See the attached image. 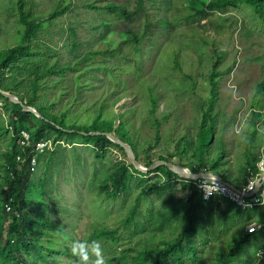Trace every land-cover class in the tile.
<instances>
[{"label":"trees","instance_id":"1","mask_svg":"<svg viewBox=\"0 0 264 264\" xmlns=\"http://www.w3.org/2000/svg\"><path fill=\"white\" fill-rule=\"evenodd\" d=\"M98 1L88 4V7L94 12H104L110 16L111 21L128 23L141 19L140 31L130 32L119 40L109 36L105 24L98 26L94 31L100 28L103 31L95 37L96 48H90L75 62L58 68L55 61L46 64L53 53L39 38L43 31L48 30L68 10L69 5L57 7L49 15L38 16L33 13V6L28 0H0V13L4 14L0 17V33L6 34L8 29H15L21 36L17 45L11 46L6 41L0 43V88L19 96L21 102L34 108L41 116L37 118L23 112L19 105L0 94V99L6 101L4 106L8 116L6 125L2 124L0 117V134L10 135L7 149L0 153V264H82V256L84 264H95L97 259H102L103 264H185L186 259L196 262V237L200 231H205L200 221L203 212L211 208H216L218 213L224 215V227L237 219L244 218L251 222L244 229L235 231L234 242L228 243L226 249L220 250L215 257V264H237L241 259L239 255L245 252L246 247L259 235L264 236V212L246 216L247 212L223 198L205 203L196 181H182L167 167H160L150 174L158 173L168 183H181L190 195L185 199L168 197L164 208L150 213L148 225L141 226L137 218L141 201L143 198H151L160 190L162 181L148 182L145 177L150 174L138 172L129 162L125 150L113 143L106 134H113L129 145L144 168H151L157 161L172 162L193 174L211 173L241 188L258 173L259 159L256 152L263 137L257 125L264 117L260 112L264 108V82L256 86L255 110L249 127L252 136L245 145L243 159L235 162L237 172H232L228 149L224 141L217 137V116L213 114L217 97L214 80L213 96L208 105L200 104L196 134L191 136L186 132L184 136L174 137L163 132L162 127L170 121V113L163 112L161 117L158 115L160 103L165 100L160 93L161 85L152 77L142 76L140 70L143 61L153 56L156 58L157 73L166 80L170 79L165 68L182 72V40L170 36L164 39L166 32L161 28L158 30L160 22L156 15L149 12L147 0H136L132 10L117 3ZM181 2H176V6L169 12L168 21L173 28L190 25L184 29L191 31L195 28V22L201 21L205 14L225 13L240 6L252 8L264 20V0H208L206 3L199 2L202 7L189 6L186 9L180 7ZM4 24L7 26L5 31ZM172 29H169V33ZM190 35H196V32L187 34L188 37ZM78 47L73 45L75 51ZM212 52L218 58L214 67L217 71L225 54L215 49ZM110 59L116 64L107 66L104 62ZM9 72L15 76L9 78ZM101 72L107 74L114 83L104 88L107 98L83 104L86 96L84 91L94 88L92 80ZM128 73L136 75L133 79L136 88H127L131 80L121 81L118 86L119 77ZM47 80L51 83L48 84ZM24 82L29 83L26 98L18 95ZM179 88L182 86L179 85ZM138 95L141 96L139 106L127 105L118 113V104L124 97L133 98ZM169 104L165 101V105ZM138 117L141 119L139 126ZM146 126L154 130L153 139L141 136ZM22 132L29 135L26 147L21 145ZM163 139L167 140V144L175 141L174 152L167 157L159 156L155 159L152 151L159 148ZM41 140H50L60 148L75 143L91 145L98 160L103 159L110 148L119 150L127 162L106 173L95 189L107 199L118 200L130 192V185L137 176L141 192L133 208L115 226L93 223L79 244H75L60 224L43 219L30 201L32 192L28 183L36 168V165L31 164V151L34 144ZM47 153L50 160L52 151L38 155L37 161ZM18 158L21 162H18ZM49 168V164H46L40 179L42 197L52 195L46 189L45 173ZM223 205H227L225 209H222ZM256 217L262 220L260 225L263 228L250 233L248 227L259 224ZM76 248H79L80 254L74 252Z\"/></svg>","mask_w":264,"mask_h":264},{"label":"rangeland","instance_id":"2","mask_svg":"<svg viewBox=\"0 0 264 264\" xmlns=\"http://www.w3.org/2000/svg\"><path fill=\"white\" fill-rule=\"evenodd\" d=\"M103 2L117 3L132 10L136 0H102ZM180 0H147L149 12L156 15L159 20L158 30L166 32L168 36L182 40L180 44L182 54V72L172 68H165L170 80H166L163 75L156 71V58L153 56L145 59L142 63L141 75L148 76L159 81L161 85L160 93L164 99L160 103L158 115L161 117L163 112L170 113V121L162 127L163 132H167L174 137L184 136L186 132L191 136L197 132V115L200 111V104L212 98L213 81L216 85L217 97L213 114L217 116L218 133L229 152L230 169L232 172L236 168V160L243 159L245 145L250 140L249 127L254 109V99L256 98L257 84L264 82V20H261L252 8L240 6L224 12L215 14H205L201 21L195 22V28L184 29L190 25H173L168 21L169 12ZM208 0H182L180 7L186 9L189 6L199 8L203 2ZM33 6L35 15H49L55 8H69L58 17L52 26L41 33L40 42L48 47L53 57L46 60V64L56 62L58 68L75 62L81 57L83 52L94 48L97 40L95 37L103 31L94 28L105 24L109 30V36L117 39L127 36L130 32H139L142 26L141 19L125 23L123 21H111L110 16L104 12H94L88 4L98 3V0H28ZM0 13V17H3ZM173 28V29H172ZM169 29L171 33H169ZM3 30H7L6 24ZM196 32V35L187 36ZM108 36V37H109ZM196 36V37H195ZM6 41L9 45H17L21 41V36L11 29L6 34L0 33V43ZM206 41L205 45L201 43ZM78 45L75 51L73 45ZM96 48V47H95ZM215 49L218 53L225 54L217 71L214 70L217 56L212 52ZM107 66L116 63L110 59L104 62ZM215 76L212 78V76ZM14 73L9 72V78H13ZM134 73L123 74L119 77L121 81L131 80L128 89L136 88L133 81ZM94 88L84 91L86 94L83 104H90L96 99H106L104 93L105 86H113L108 75L97 73L92 80ZM173 82V83H170ZM50 84V80H47ZM179 85L182 88H179ZM29 83H23L18 90V95L26 98L28 95ZM15 95V94H13ZM16 96V95H15ZM17 98L19 96H16ZM135 101L136 103L134 104ZM165 101L169 105H165ZM0 99V117L2 124L6 125L8 116L6 115L4 103ZM141 96L124 97L118 104V113L122 112L125 106H139ZM264 116V108L261 109ZM141 119L137 118L138 126ZM257 130L263 141L258 146L257 155L264 152V117ZM1 136V134H0ZM10 135L3 134L0 137V153L7 149ZM143 138L153 139L154 130L146 126L141 133ZM262 137H260L262 139ZM54 150L49 160V154L37 161L36 168L28 183L31 190L33 208L38 210V214L48 221L60 224L75 244H79L86 235L89 227L93 223H103L108 226H115L133 208L135 200L141 192L140 182L137 176L130 185V192L126 193L121 199H107L95 189L106 173L117 169L121 163L127 162L122 153L110 148L106 151L104 158L97 159L91 145L75 143L72 146L58 147L54 143ZM175 141L167 144L163 139L159 148L152 151L153 158L169 155L174 152ZM129 160V158H128ZM130 162V160H129ZM46 164L50 168L46 171V189L52 194L50 197H42L40 189V179L45 172ZM148 175V174H147ZM150 183L161 180L160 190H157L151 198H143L137 215L141 226L148 225L150 213L158 212L164 208L168 197L180 199L187 198L190 193L185 191L181 183H168L167 179L158 173L150 174L145 177ZM183 181V180H182ZM43 198L42 200H39ZM54 198V200L52 199ZM227 205H223L225 209ZM216 208H211L203 212V219L200 221L205 231H200L196 237L195 246L198 249L197 261L193 262L186 259L185 264H215L216 254L226 249L227 244L234 242L233 233L244 229L251 222L245 219H237L228 223L224 227L222 219L224 215L217 212ZM255 212L262 213L263 210L249 211L248 215H255ZM260 223V218H255ZM255 221V220H253ZM126 240V239H125ZM264 236H258L246 247L245 252L241 253V258L237 264H263L264 263ZM188 257V256H187Z\"/></svg>","mask_w":264,"mask_h":264},{"label":"built area","instance_id":"3","mask_svg":"<svg viewBox=\"0 0 264 264\" xmlns=\"http://www.w3.org/2000/svg\"><path fill=\"white\" fill-rule=\"evenodd\" d=\"M22 140L21 145L27 146L29 141V135L25 132L21 133ZM55 148L54 143L50 140L39 141L34 144L31 151V164L35 166L37 164V156L46 153L47 151H53ZM258 173L253 176L246 185L241 188H237L238 191L231 189L218 179H200L196 181V186L202 199L205 203H210L216 198H223L229 202L234 203L239 209L244 212L256 211L264 208V152H260L258 155ZM18 162L21 159L18 158ZM260 184V185H259ZM263 226L259 224H253L248 227L250 233H255L262 230Z\"/></svg>","mask_w":264,"mask_h":264},{"label":"water","instance_id":"4","mask_svg":"<svg viewBox=\"0 0 264 264\" xmlns=\"http://www.w3.org/2000/svg\"><path fill=\"white\" fill-rule=\"evenodd\" d=\"M0 94L4 95L5 97L9 98L12 103L17 104L21 107L22 111L25 113H29L34 115L37 118H41V116L39 115V113L32 107L26 106L23 102H21L15 95L9 93V92H4L1 90L0 88ZM106 136L116 145L120 146L121 148H123L130 160V163L134 166V168L142 173V174H150L151 172H154L155 170H157L160 167H167L171 172H173L174 174H176L178 177H180L182 180L185 181H198L200 179H210V178H215L220 180L221 182H223L225 185L229 186L231 189L238 191L237 188L235 186H233L232 184H230L229 182H226L225 180H223L221 177L219 176H215L211 173H206V174H193L190 172V170L176 165L172 162H166V161H157L151 168L147 169L144 168L138 161L136 158V155L134 153V151L132 150V148L123 143L122 141H120L119 138H117L116 136H114L113 134H106ZM260 185V184H259Z\"/></svg>","mask_w":264,"mask_h":264},{"label":"clouds","instance_id":"5","mask_svg":"<svg viewBox=\"0 0 264 264\" xmlns=\"http://www.w3.org/2000/svg\"><path fill=\"white\" fill-rule=\"evenodd\" d=\"M236 188H237V187H236ZM86 248H87V246L85 245V247H84V250H85V251H86ZM97 250L99 251V248H98ZM74 252H76L77 254H80V250H79V248H76V249L74 250ZM81 260H82V264H84L85 260L83 259V256L81 257ZM95 264H103L102 259H97V260L95 261Z\"/></svg>","mask_w":264,"mask_h":264},{"label":"bare ground","instance_id":"6","mask_svg":"<svg viewBox=\"0 0 264 264\" xmlns=\"http://www.w3.org/2000/svg\"><path fill=\"white\" fill-rule=\"evenodd\" d=\"M30 153V152H29ZM33 169V168H32Z\"/></svg>","mask_w":264,"mask_h":264},{"label":"crops","instance_id":"7","mask_svg":"<svg viewBox=\"0 0 264 264\" xmlns=\"http://www.w3.org/2000/svg\"><path fill=\"white\" fill-rule=\"evenodd\" d=\"M234 186V185H233Z\"/></svg>","mask_w":264,"mask_h":264}]
</instances>
